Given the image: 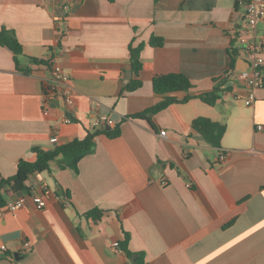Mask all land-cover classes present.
I'll return each instance as SVG.
<instances>
[{"label": "crops", "instance_id": "crops-1", "mask_svg": "<svg viewBox=\"0 0 264 264\" xmlns=\"http://www.w3.org/2000/svg\"><path fill=\"white\" fill-rule=\"evenodd\" d=\"M244 22L240 0H0V30H14L21 68L31 70H19L0 45V180L15 175L21 159L34 161L35 147L121 127L115 138L98 134L78 171L54 160L32 174L23 207L0 206V264H126L112 240L142 264H264V132L256 129L264 124V86L247 106L238 77L250 63L243 49L229 73ZM257 35L264 53V20ZM152 36L163 45H150ZM131 43L145 46L143 86L129 93ZM57 53L74 88L71 123L60 99L45 107L51 65L30 61L51 62ZM168 73L188 76L192 94L223 78L225 91L214 105L193 98L151 114V122L130 117L164 98L153 78ZM200 116L226 125L220 148L192 127ZM95 208L101 219L84 215Z\"/></svg>", "mask_w": 264, "mask_h": 264}, {"label": "trees", "instance_id": "trees-1", "mask_svg": "<svg viewBox=\"0 0 264 264\" xmlns=\"http://www.w3.org/2000/svg\"><path fill=\"white\" fill-rule=\"evenodd\" d=\"M238 42L239 38L238 40H233L231 49L229 51L231 56L229 73L235 69L237 58L239 57L242 50V47ZM163 43L164 39L157 36H152L149 41V44L152 46H161ZM0 45L8 47L14 53V59L19 70H22L27 74L31 72L30 69L21 68L20 56L24 54V47L17 38L14 30L8 29L6 27H3L0 30ZM144 46V43H139L138 45L131 43L129 46L130 60L134 78L127 83L124 90L125 92H135L143 86V81L140 75L143 69L141 55ZM30 61L33 64L49 63L51 65V62H49L48 59L30 57ZM225 81V78L217 80V83L209 92L192 94L190 91L194 86L188 76L185 74L168 73L157 75L153 78V89L157 94L165 95L164 98L147 110L131 115L130 117L143 118L151 122V117H149L151 114H156L168 108L173 103H185L193 98H199L205 103L214 105L221 98L222 93L225 91ZM182 91L187 92L183 98H177L172 95L176 92ZM192 127L213 146L217 148L222 146V139L227 129L225 124L208 117L200 116L192 121ZM100 132L106 133V135L110 138H115L121 134V127L120 124H118L111 129L88 132L84 138H76L71 142L56 145L53 148L47 150L35 147L34 149L36 152V159L34 161L25 158L21 159L18 163V170L15 175L7 178H1L0 206L6 204L7 198L5 196L9 192H13V194H18L19 192H22L23 194L29 193L30 190L27 185L29 177L34 173L49 170L51 162L54 160H59L61 167L63 168H71L78 171L80 161L93 152L97 142V136ZM103 214V210L95 208L86 212L84 215L98 220L103 217ZM142 262V260L134 261L135 264H142Z\"/></svg>", "mask_w": 264, "mask_h": 264}, {"label": "built area", "instance_id": "built-area-1", "mask_svg": "<svg viewBox=\"0 0 264 264\" xmlns=\"http://www.w3.org/2000/svg\"><path fill=\"white\" fill-rule=\"evenodd\" d=\"M240 3L245 7V22L242 35L239 37L240 46L243 51L250 57L248 67L238 73L239 80L248 88V95L245 100L247 106H251L256 99V91L264 86V53L263 41L258 38L257 24L264 20V0H240ZM70 6L64 4L65 15L69 12ZM59 21V25L61 24ZM61 38V37H60ZM60 54L57 53L51 59L52 76L45 90V107L56 99H60L65 106L64 122L71 123L73 118L70 115V109L74 104V88L71 83V76L67 70L61 65ZM48 108V107H47ZM47 109H45L46 111ZM112 123V121H110ZM256 129L264 132V124H257ZM165 132V131H163ZM56 140V136L52 138ZM220 159L225 160L226 152L220 154ZM161 184L166 186L169 180L166 177L161 179ZM190 186V184H188ZM26 194L9 196L6 199L5 207L15 211L24 206L26 203ZM45 201L39 199L37 202L38 208H43ZM26 250L31 249V243L26 241L23 243ZM109 248L116 253L126 256V264H135L134 261L126 253L125 248L119 240H112L109 243ZM7 246L2 245L1 250H6Z\"/></svg>", "mask_w": 264, "mask_h": 264}, {"label": "water", "instance_id": "water-1", "mask_svg": "<svg viewBox=\"0 0 264 264\" xmlns=\"http://www.w3.org/2000/svg\"><path fill=\"white\" fill-rule=\"evenodd\" d=\"M108 128V127H107ZM23 193L22 192H19L17 195H22Z\"/></svg>", "mask_w": 264, "mask_h": 264}]
</instances>
